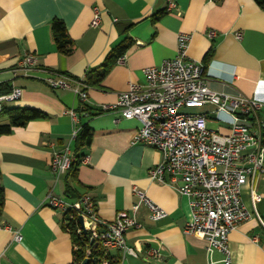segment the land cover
<instances>
[{"label": "crops", "instance_id": "obj_1", "mask_svg": "<svg viewBox=\"0 0 264 264\" xmlns=\"http://www.w3.org/2000/svg\"><path fill=\"white\" fill-rule=\"evenodd\" d=\"M169 3L174 8L167 12ZM93 8L101 13L98 27L91 26ZM53 20L64 24L73 43L69 56L59 54L51 39ZM180 34L190 37L188 59L203 64L212 50L203 64L211 90L264 101V11L254 0H0V86L22 91L18 101L3 106L46 115L0 136V227L9 228L0 229V264H71L72 241L63 229V216L44 204L50 191L66 198L67 184L74 195H88L106 222L120 212L131 213L137 203L133 190L144 192L166 212L164 219L152 222L140 206L136 219L141 228L124 235L137 257L126 256L119 264H223L221 254L207 256L200 236L183 234L190 218L188 199L168 185L170 177L164 175L166 184L149 181L148 171L161 156L152 147L131 144L138 121L116 112L79 115L82 102L71 90L52 89L45 82L57 75L80 82L85 104L96 113L98 107L114 104L129 85H143V70L173 59ZM125 41L131 45L120 56L123 61H116L98 86L87 87L85 74L101 71L108 54ZM25 56L33 57L34 67L14 72ZM193 112L206 116L208 129L228 134L214 106ZM258 117L264 121V109ZM220 118L226 121L228 116ZM5 123L0 116V125ZM79 123L92 131L91 143L74 178L65 173L56 179L50 171L52 159L65 148L73 155ZM240 197L252 216L229 234L231 264H264V175L244 186ZM14 233L20 234V242L14 241ZM158 246L160 258H147L146 252Z\"/></svg>", "mask_w": 264, "mask_h": 264}, {"label": "built area", "instance_id": "obj_2", "mask_svg": "<svg viewBox=\"0 0 264 264\" xmlns=\"http://www.w3.org/2000/svg\"><path fill=\"white\" fill-rule=\"evenodd\" d=\"M172 8L174 4L169 3L166 11ZM100 21V10L93 8L91 26L98 27ZM209 37L214 38L215 33L210 32ZM235 37L240 39V34ZM189 40L188 35H178L173 59L143 70V85H129L126 91L118 94L114 104L100 106L98 111L116 112L123 119L138 121L139 129L131 144L152 147L161 156L160 162L148 171L149 181L166 184L164 175L167 174L170 177L168 185L188 199L190 218L183 234L200 236L208 257L219 253L223 264H231L229 234L252 216L244 208L240 192L264 175V121L258 117L264 109V101L248 99L237 92L211 90L203 64L187 58ZM123 59L119 57L117 62L121 63ZM34 65L33 57L25 56L14 72H28ZM45 82L52 89L71 90L85 104V87L71 77L57 75ZM21 92L20 88H12L10 93L0 95V111L4 104L18 101ZM206 105L216 108V118L226 124L228 134L208 129L206 116L193 112ZM69 114L76 122L74 112ZM221 114L227 115L228 119L223 121ZM73 161V155L65 148L53 157L50 171L58 179L67 173ZM133 194L137 203L131 213L120 212L112 222L98 216L95 203L88 195L74 200L55 196L53 191L46 195L45 206L61 212L63 226L74 223L76 235L86 238L83 261L78 262L73 255L71 264H83L85 260L94 262L90 256L92 248L96 247L102 250L97 264H111L115 254L118 264L126 256L137 257L136 251L127 246L124 235L141 228L136 219L140 206L146 208L152 222L164 219L167 214L144 192L133 190ZM250 196L252 202L257 199L253 188ZM0 229L9 230L8 227ZM13 236L15 242L22 240L19 233ZM78 249L72 244V253ZM146 257L159 259L160 247L148 250Z\"/></svg>", "mask_w": 264, "mask_h": 264}, {"label": "trees", "instance_id": "obj_3", "mask_svg": "<svg viewBox=\"0 0 264 264\" xmlns=\"http://www.w3.org/2000/svg\"><path fill=\"white\" fill-rule=\"evenodd\" d=\"M255 4L264 11V0H254ZM163 13L158 14L155 19L160 17ZM50 34L51 39L56 47V50L59 54L64 56H69L73 52V43L67 36V31L64 24L59 20H53L50 24ZM131 42L125 41L117 46L105 59V62L102 66L101 71L89 70L84 77V84L87 87L98 86L105 75L109 72L111 67L116 63L117 59L123 55V53L130 47ZM212 55V50H210L205 58L203 59V64L206 65L207 61ZM12 87L8 84L0 86V95H5L11 92ZM100 112L97 110L96 113L93 112L86 104H82L79 108V115L85 114L87 117H93L98 115ZM0 116L6 118V123L0 125V136H5L11 134L13 129L22 128L27 125L29 122L36 120H43L46 118V115L41 111L28 108H6L2 106L0 111ZM92 140V131L89 129L87 124L79 123L76 135L73 139V157L74 161L70 169L67 171V174L74 178L77 167L82 159V152L89 147ZM64 195L67 199H78L83 195H74L72 189L67 184L64 187ZM2 208V197L0 194V211ZM63 229L67 231L70 235L72 244H76L79 249L77 252L72 253L76 257V260L83 261L84 259V245L86 238L84 235L80 238L75 233V224L68 223L66 226H63ZM102 256V250L100 248H92L90 259L87 264H97ZM111 264H118V256H112Z\"/></svg>", "mask_w": 264, "mask_h": 264}, {"label": "water", "instance_id": "obj_4", "mask_svg": "<svg viewBox=\"0 0 264 264\" xmlns=\"http://www.w3.org/2000/svg\"><path fill=\"white\" fill-rule=\"evenodd\" d=\"M79 223L82 224L81 219H79ZM83 264H87V261L85 260Z\"/></svg>", "mask_w": 264, "mask_h": 264}]
</instances>
